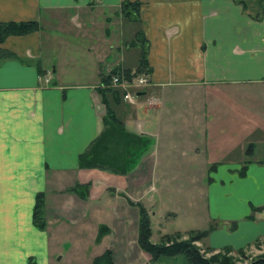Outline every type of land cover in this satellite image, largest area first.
<instances>
[{"label":"crops","instance_id":"obj_1","mask_svg":"<svg viewBox=\"0 0 264 264\" xmlns=\"http://www.w3.org/2000/svg\"><path fill=\"white\" fill-rule=\"evenodd\" d=\"M127 1L141 3L138 21L124 15ZM245 1L0 0V22L40 25L0 44L13 54L0 58V264H59L64 237L90 253L70 255L74 264H93L96 247L114 264H187L184 255L151 262L138 244V204L188 179V167L171 171L177 163L204 165L215 226L204 246L246 250L264 238V110L236 104L241 87L264 84V0ZM139 31L152 84L134 103L110 104L153 145L126 174L82 168L104 129L99 88L115 68L136 71ZM39 193L44 229L34 222Z\"/></svg>","mask_w":264,"mask_h":264},{"label":"trees","instance_id":"obj_2","mask_svg":"<svg viewBox=\"0 0 264 264\" xmlns=\"http://www.w3.org/2000/svg\"><path fill=\"white\" fill-rule=\"evenodd\" d=\"M238 1L243 3L244 6L246 5L245 0ZM140 8L141 3L139 2L127 1L122 6L124 15L130 21L139 20ZM39 28L40 25L37 21L0 22V44L9 36L25 35ZM131 44L140 47V60L136 71L133 72L132 69L126 68L124 70L125 74L129 79L142 73L150 74L152 68L148 62V41L143 33L139 31ZM12 55L9 51L0 47V58ZM121 71L123 70L120 68L113 69L104 78V84L99 88L103 101L107 105V113L104 117V129L91 143L89 148L80 155V166L82 168H99L114 173L126 174L138 165L141 157L153 145L152 137L129 130L124 121L111 107L110 100L118 103L122 99V91L111 86L112 76ZM252 150L253 148L250 147L248 153L252 152ZM79 187L81 185H78L76 188ZM44 206V194L39 193L34 209V222L41 229L46 227ZM138 207L140 213L138 244L142 250L151 256V262H156L162 256L184 255L187 259V264H264V253L247 258L245 249L238 251L242 257L241 259L232 254L233 249L231 247H226L208 256L206 254L207 251L215 250L207 248V251L203 252L198 242L209 235L215 228L214 224H211L207 229L191 230L187 235L181 232L165 234L161 236L158 242H153L149 212L142 203L138 204ZM93 264H114L112 252L107 250L103 254L98 255L94 259Z\"/></svg>","mask_w":264,"mask_h":264},{"label":"rangeland","instance_id":"obj_3","mask_svg":"<svg viewBox=\"0 0 264 264\" xmlns=\"http://www.w3.org/2000/svg\"><path fill=\"white\" fill-rule=\"evenodd\" d=\"M151 84L152 82L143 86L140 91L145 90L147 87L151 86ZM254 88L253 90L248 89L247 91V87H241V94L236 101L237 106L240 108H249L248 106L255 105L258 110L261 108L264 110V84H257V88L256 86H254ZM156 103H158V101L151 100L150 105H155ZM203 166L204 165L200 164L185 163L172 164L171 171L173 170V172L185 171L188 167V179L184 178L185 176H181V179H174V181L162 185L160 192L150 190L149 195L144 199L150 211L149 215L151 218L153 242H158L161 236L165 234H173L176 232H187L188 234L193 228L208 227L211 223L206 221L207 208L205 207L206 196L204 192V185H206V182L201 181L202 171L204 169ZM203 183L204 187L201 188ZM158 194H160V197ZM150 197L155 198L154 201H151ZM69 239L72 238L64 237L61 243L65 258L63 261H60L59 264H74L75 260H69L70 255L90 254L88 252H84V254L76 253L74 245L69 242ZM198 245L202 247L203 252L207 251V247L201 242H198ZM238 251L239 250H233L232 254L241 259L242 257ZM92 252H95L94 255L102 254V250L98 247L94 248ZM217 252L218 251H207L206 254L209 256ZM245 252L247 258H252L264 253V238L258 239L254 245L248 247ZM60 255L61 254H59L58 257H60Z\"/></svg>","mask_w":264,"mask_h":264},{"label":"built area","instance_id":"obj_4","mask_svg":"<svg viewBox=\"0 0 264 264\" xmlns=\"http://www.w3.org/2000/svg\"><path fill=\"white\" fill-rule=\"evenodd\" d=\"M150 82L151 79L148 74L136 75L129 79L123 70L112 76L111 86L122 91V97L125 101L134 103L141 88Z\"/></svg>","mask_w":264,"mask_h":264}]
</instances>
